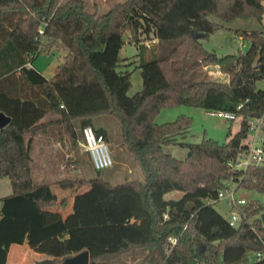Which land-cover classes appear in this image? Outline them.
<instances>
[{"label": "trees", "instance_id": "trees-1", "mask_svg": "<svg viewBox=\"0 0 264 264\" xmlns=\"http://www.w3.org/2000/svg\"><path fill=\"white\" fill-rule=\"evenodd\" d=\"M263 2L106 0V12L96 15L85 12L80 0H0V111L10 119L0 129V178L32 183L29 191L0 198V264L10 244L35 246L51 237L61 239L67 256L86 249L88 264H127L126 259L131 264H264V225L259 218L249 220L259 208L244 207L231 227L212 206L225 181L264 191V166H228L247 148L244 119L264 115V89L256 87L264 78V34L238 30L248 42L246 50L220 56L204 50L193 35L205 37L223 27L209 15L220 22L260 20ZM125 36L138 46L141 87L132 95L127 94L129 72L119 69ZM147 40L155 42L145 46ZM53 49L63 55L46 79L31 61ZM209 65L228 80L204 77L201 69ZM177 105L235 113L239 127L233 134L228 128L223 143L178 141L190 117L154 122L161 107ZM101 116L114 118L120 145L138 164L141 181L111 185L97 170L89 179L32 182L35 136L64 138L68 151L77 154L75 127L90 126L105 141V130L94 129ZM175 144L186 149L183 158L163 151ZM64 184L86 189L75 193L63 220L44 224L37 209L65 204L49 188ZM130 191L146 215V232L130 223ZM172 191L181 195L165 198ZM105 192L112 197L102 199ZM249 251L259 252L260 259L249 261Z\"/></svg>", "mask_w": 264, "mask_h": 264}, {"label": "rangeland", "instance_id": "rangeland-1", "mask_svg": "<svg viewBox=\"0 0 264 264\" xmlns=\"http://www.w3.org/2000/svg\"><path fill=\"white\" fill-rule=\"evenodd\" d=\"M67 0H60V3H64ZM83 4L84 11L87 13H95L100 15L107 10L106 0H80ZM123 1V0H120ZM264 8V3L262 4ZM208 19L212 22L222 24L223 27L213 31L205 37L199 38V43L201 47L209 52H213L215 55H225L234 54L239 50L244 52L248 47V42L242 39L236 31H262L264 34V13L260 20L253 17L247 18H236L228 22H220L215 16L209 15ZM147 45L151 43L147 40L145 41ZM138 46L133 42L128 41L127 36L124 37L123 45L121 46L118 55L120 57L121 66L119 69L129 72L130 87L127 91L128 95H132L137 92L141 87V79L139 75V69L136 67L138 64L137 60ZM63 52L60 50H51L49 53H42L37 55L31 61V66L35 69L41 71L45 77H49L52 73V69L61 62ZM124 62V64H123ZM216 68L214 66H206L201 69V74L204 77L222 81L228 80V76L217 75L213 76ZM217 71V70H216ZM256 87L264 89V78L256 82ZM179 115H185L191 118V123L184 135L178 136L177 140L185 143H198L202 138H210L216 140L218 143H223L226 141V132L229 128L231 134L237 131L239 127V119L225 120L214 115H210L206 110L201 108L192 107L188 105H177V106H163L159 109L154 117V122L156 124H161L164 122H170L174 120ZM108 121V141H105L109 156L111 159V165L105 169H101L100 177L110 181L111 185L121 184L130 180L141 181L143 175L140 171L138 164L134 161L133 157L125 150L123 146L120 145L118 126L115 120L111 116H105ZM248 137L250 135L248 134ZM246 141V139H245ZM247 142V141H246ZM82 153H84L82 147L79 145ZM163 151L170 153L175 158H183L186 149L179 145H170L168 147H163ZM65 154H69L68 149H62L57 153L50 154L48 157V168L52 171L53 179H58L61 177H82V178H93L96 175V171L90 161L84 159V155L77 160L76 164H70L67 162ZM35 156L32 154V157ZM35 160L32 165L35 164ZM75 170L76 172L71 176L69 172ZM62 171V172H60ZM230 181H225L227 183ZM6 177L0 178V196L9 194V184ZM170 198L176 199L181 193L178 191H172L168 194ZM233 199H243L245 204L239 208L242 211L244 207L253 205L258 207L259 211L257 214L250 217L249 220L259 218L260 214H264V191H256L253 189H247L244 187H237L233 193ZM134 216L133 222L135 226L140 230L147 231V219L143 211H141L137 206V199L132 202ZM213 208L223 217L227 218L229 213L233 210V207L223 199L217 200L212 204ZM41 246L35 250L42 252L43 248ZM254 252H248L249 261L254 260ZM50 253L56 257H59L57 244H51ZM60 259V258H57ZM127 264H131V261L126 259ZM32 261L28 264H35Z\"/></svg>", "mask_w": 264, "mask_h": 264}, {"label": "crops", "instance_id": "crops-1", "mask_svg": "<svg viewBox=\"0 0 264 264\" xmlns=\"http://www.w3.org/2000/svg\"><path fill=\"white\" fill-rule=\"evenodd\" d=\"M148 41L151 44L155 42V40H148ZM143 44L145 46H149L145 42ZM54 68L52 69V72H51L52 74H53ZM37 71L46 79L52 76L51 74L49 77H45L41 71L39 70ZM216 74L226 76L215 70V72L213 73V76H216ZM226 81L227 79L223 80V82H226ZM107 127H108V121L107 119H105V116H101L97 118L94 122V129L101 128L105 130V133H106L105 141H108ZM75 133H76L75 135L77 138L78 153L74 154L73 152H69V154H65V157L68 158L67 162H70L71 165L76 164L77 160L79 159L81 161V157L83 155H84L83 157L85 160L90 161L87 153L85 152L82 153L79 148V145L81 146V137H80V130L78 129V127L77 128L75 127ZM63 148L68 149V144L64 140V138H62L61 141H58V140H52L51 138H48L45 135H37L34 137L33 144H32V154L35 155L33 156V161L35 160L36 162L33 165L32 182L37 183V184H44V183H51L52 181H54L52 177V171L47 166L49 162L48 157L50 154H53V152L58 154V151H62ZM75 172H76L75 170H72L69 173L72 174L71 176H73ZM68 178H79V176L77 177L73 176V177H68ZM86 179H89V178H86ZM101 179L105 182L110 183V181L107 179H103V178ZM8 184H9L8 191H10L9 194H18V193L29 191L32 186L31 185L32 183L30 181H23V182L14 183V184L8 183ZM49 188L56 196V200L57 201L65 200L64 202L65 204L57 205L51 208H38L37 211L42 214L44 224H48L55 220H63L71 212L72 200H73L75 193L84 191L86 189V186H82L76 189V187L73 185L64 184V185H50ZM131 193L133 194V200L136 199V195L133 192ZM169 193L165 194V198H170V196L168 195ZM9 194L7 193V195ZM1 197L3 196H0V198ZM111 197H112V193L105 192V195L103 196L102 199L111 198ZM130 223H132L135 226V223L133 222V217L130 219ZM47 244H48V247L43 248L42 252H40L39 250H35L37 248H40L41 246L46 247ZM51 244H57L58 253L60 255L59 257H56L50 253ZM67 253L68 252L62 246L61 239L56 238V237H51L35 246H28L25 243L10 244L6 251L4 264H28L29 261L30 262L32 261L33 263V261L37 262L43 259H51V260L57 259V258L62 259L65 256H67Z\"/></svg>", "mask_w": 264, "mask_h": 264}, {"label": "built area", "instance_id": "built-area-1", "mask_svg": "<svg viewBox=\"0 0 264 264\" xmlns=\"http://www.w3.org/2000/svg\"><path fill=\"white\" fill-rule=\"evenodd\" d=\"M237 105L236 109H239ZM210 115L223 118L225 120L239 119L235 113L223 111H207ZM246 126V144L247 148L244 152L239 153L236 158L228 162L230 170H244L247 166H264V150L262 148L263 131H264V115L263 113L257 117H247L244 119ZM248 134L250 137H248ZM81 147L87 153L92 167L95 170H101L111 165V159L107 146L101 134H96L90 126H84L80 130ZM234 182L223 183V186L217 191V200H226L233 210L226 218L227 224L234 227L240 220L241 211L239 208L245 204L243 199H233L235 190ZM169 242L173 244L174 238L169 237ZM260 259V253H254V260Z\"/></svg>", "mask_w": 264, "mask_h": 264}, {"label": "water", "instance_id": "water-1", "mask_svg": "<svg viewBox=\"0 0 264 264\" xmlns=\"http://www.w3.org/2000/svg\"><path fill=\"white\" fill-rule=\"evenodd\" d=\"M193 35L195 38L203 37V33L201 32H194ZM263 76H264V72H263ZM9 121H10L9 117L0 111V129L6 126L9 123ZM245 136L246 135H244L243 137L245 138ZM259 219L264 225L263 213L259 215ZM52 263L53 262L51 259H43L37 261L35 264H52ZM60 264H88V252L86 249H83L77 253H74L73 255L66 256L61 260Z\"/></svg>", "mask_w": 264, "mask_h": 264}]
</instances>
